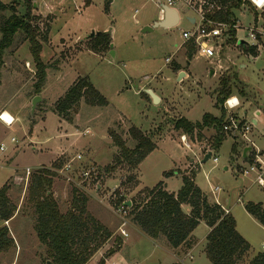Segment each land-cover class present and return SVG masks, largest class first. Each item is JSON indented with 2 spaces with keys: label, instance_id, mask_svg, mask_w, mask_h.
Returning <instances> with one entry per match:
<instances>
[{
  "label": "rangeland",
  "instance_id": "374dc122",
  "mask_svg": "<svg viewBox=\"0 0 264 264\" xmlns=\"http://www.w3.org/2000/svg\"><path fill=\"white\" fill-rule=\"evenodd\" d=\"M3 1L13 4L14 11L22 17L27 12L34 16L33 24L38 27V38L44 46L41 58L48 68L46 82L38 94L42 98L32 112V100L37 95V66L30 41L26 33L19 30L13 44L3 55L0 76V114L8 110L15 116L10 125L0 118V146L4 144V149L0 148V183L7 180L5 183L11 186L9 195L17 204V211L10 220L0 219V227L7 225L16 242L15 247L0 256V264H46L53 260L47 246L38 237L36 209L29 195L32 175L43 167H50L55 173L51 191L62 212L78 210L77 206L82 205L81 198L86 197L87 211L107 219L105 221L111 225L112 235L86 264H103V260L106 264L108 258L118 251L119 254L107 264L172 262L171 253L167 251L172 252L168 239L163 235L156 242L147 236L139 239L129 213L126 214L129 221L127 231L134 233L124 244L127 236L120 232L118 208L121 203L117 201L123 197L127 200L138 197L146 187H153L162 181L164 175L175 174L170 189L178 191L183 183L179 168L193 171L197 185L206 194L210 193L211 186L221 187L219 199L232 207L238 220V230L252 248L262 250L264 224L251 215L245 205L252 200L264 201V189L239 171V166L246 161L242 156L246 142L226 131L220 149H216L215 126L196 129L192 134L175 127L177 119L182 116L195 122L202 120L206 112L221 114L220 107L216 105V90L222 78L230 80L233 89L230 96H239L242 103V106L230 111L224 102L225 121L229 115L242 121L252 120L253 112L249 118L244 114L247 101H251V110L261 106L260 101L264 100V45H260V54L256 58L249 55L245 48L258 45L259 39L264 37L258 33L259 39L253 40L249 34V27L254 25L255 20L252 11L257 8L250 0L234 11L239 20L236 28L239 42L243 43L229 40L231 36L228 33L224 36L228 42L217 39L218 54L211 58L200 55L197 49L189 58L190 41L184 38L183 30L195 28V25L182 9L181 23L169 28L159 26L144 31L145 26L135 24L134 19L127 23L128 27L126 23L122 24V37L117 35V41L111 42L113 49L119 52L116 57L106 48L102 51L105 56L90 50L93 41L89 35L93 28L98 34L110 24L108 9H105L108 4L103 0H95L94 5L86 10L81 4L85 0ZM177 1L187 7L185 0ZM49 9H54L55 20L53 14H46ZM136 9L139 10V19L157 17L153 0H135L130 5L131 13ZM12 12L11 8L0 12V24ZM113 25L102 32H109ZM127 31L132 36L126 37ZM78 35L80 38L76 41ZM179 46H183L180 52ZM167 57H170L169 61ZM176 64L179 66L175 67ZM79 77H88L106 97L108 105H91L82 100L71 110L72 120L69 121L59 115L55 106ZM157 82L163 85V89L157 86ZM148 83L160 89L163 101L154 103L148 93V96L142 93L144 88L149 87ZM133 125L153 133L154 138L159 140L158 146L144 159L139 171L138 167L133 168L128 163L109 169L119 153L111 131H116L132 146L134 141L129 130ZM233 147L238 156L234 162L231 161ZM208 149H214L219 162L216 164L210 158L196 167ZM79 153L83 154L80 159L77 158ZM194 158V163H191ZM67 164L70 167L65 168ZM91 165L96 170L86 178L83 170ZM167 172L171 174L167 175ZM130 177L134 178L131 180ZM139 180H142L144 188H140ZM208 228L201 223L195 232L199 244L194 254L200 259L204 258L201 250L207 244ZM118 237L122 239L121 245L117 244ZM181 249L176 250L180 255L186 250ZM207 257L204 258L207 263L200 260V264H213ZM185 262L196 264L190 258H186Z\"/></svg>",
  "mask_w": 264,
  "mask_h": 264
},
{
  "label": "trees",
  "instance_id": "16d2710c",
  "mask_svg": "<svg viewBox=\"0 0 264 264\" xmlns=\"http://www.w3.org/2000/svg\"><path fill=\"white\" fill-rule=\"evenodd\" d=\"M219 7L208 13L213 20L228 23L230 40L236 39L237 17L235 10L247 0H213ZM11 8L13 12L0 24L2 38L0 40V76L1 66L4 62L3 55L10 47L15 34L22 30L30 41L31 53L37 66L36 93L42 91L47 79L48 65L41 58L42 42L38 38V27L33 24L34 16L29 12L25 17L16 13L13 4H6L0 0V12ZM264 15V13H263ZM39 26V25H38ZM93 42L90 49L95 52H102L105 48H111L110 32L99 31L90 38ZM247 52L256 55L257 46L251 45L245 48ZM196 46L190 40L188 50L189 58L192 57ZM175 67H178L176 64ZM233 89L228 78H222L220 86L216 90V105L220 107L221 114L214 115L206 112L202 120L191 121L185 116L177 119L175 127L182 129L185 133L192 134L196 129L215 126L217 134L214 140V147L220 149L225 136L224 124L226 119L225 100L232 94ZM146 96V92H142ZM82 100L91 105H108L106 97L93 85L88 77H79L57 101L55 110L63 118L71 121V110ZM129 133L134 141L129 146L125 139L112 130L111 134L114 144L118 146L119 153L115 156L114 163L109 169L116 168L119 164L128 163L131 167L137 168L145 157L155 149L156 142L151 134L141 130L137 126H131ZM233 152L235 147L232 148ZM54 172L50 167H43L32 175L29 184V195L36 209V230L40 241L48 248L53 257L51 263L46 264H86L98 248L112 235V231L101 223L86 208V197L81 198L80 206L74 210L69 209L62 212L58 201L54 197L51 186ZM167 172V175H170ZM195 173L183 174V185L178 192H170L164 182L160 181L153 187H146L141 194L131 199L130 217L132 222L138 226L146 235L151 238L165 236L174 248L180 246L191 247V234L198 224L203 220L211 230L207 235L206 252L213 264H241L248 251L251 249L249 241L237 229V221L232 213L226 212L217 201H210L207 195L196 184ZM131 180L134 177H130ZM129 178V179H130ZM10 184L5 183L0 188V219L10 220L17 211V204L9 195ZM125 197L119 198V203L125 202ZM191 206L190 213H187L183 205ZM249 213L264 224V208L261 203L248 202L245 205ZM117 244H122L121 237H118ZM16 242L7 225L0 227V256L15 247ZM110 252H113L111 250ZM105 263L104 260L102 261ZM252 264H264V250L256 253ZM174 264V263H173Z\"/></svg>",
  "mask_w": 264,
  "mask_h": 264
},
{
  "label": "crops",
  "instance_id": "0c3cea01",
  "mask_svg": "<svg viewBox=\"0 0 264 264\" xmlns=\"http://www.w3.org/2000/svg\"><path fill=\"white\" fill-rule=\"evenodd\" d=\"M105 3H107L108 5H106L107 7L105 8V9H108V15L110 16V24H108V25H106V27H104L103 28V30H106V29H108L109 28V25H112L113 23H114V25H113V27L112 28H110V33H111V31H112V33H111V40L112 41H117V35H121V37H122V35H123V32H122V29L121 28H123L124 26L122 25V24H124V23H126V26H127V23L128 22H132V19H134V21H135V24H138V23H140V25L141 26H147V25H152L156 20H158V19H160L163 15H164V12H163V5L164 4H168V1L169 0H153V1H155V9H154V11H155V13H157V17H153V19L152 18H149L148 16L147 17H144V18H141V19H139L138 18V13H139V10L138 9H136L133 13H131V10H130V5L135 1V0H103ZM83 3H81V4H84V10H86V9H90L93 5H94V3H95V0H85V1H82ZM186 4V3H185ZM169 5V4H168ZM187 6V5H186ZM82 7V6H81ZM172 7H174V8H176L177 10H178V13H179V21H178V23L176 24V25H179L180 23H181V19H182V16H181V9L182 10H184L185 11V14H186V17H187V19L191 22V23H193L195 26H196V24H197V22H198V19H197V14H196V12L194 11V10H192L191 8H188V7H185V5H183V4H181V2H179V1H176L173 5H172ZM45 11V10H44ZM54 11V9L52 10V9H49L48 10V12L46 13V14H49V13H51V14H53V20H55L56 19V14L53 12ZM189 11H193L195 14L193 15V14H191ZM131 13V14H130ZM252 13L254 14V18H255V20H254V25L255 26H257L260 30H261V32H260V34L261 35H263V37H264V15L262 14V13H258V8H256L255 10H253L252 11ZM54 22V21H53ZM238 22H239V20L237 19V27H238ZM119 24H120V26H119ZM253 25V26H254ZM128 27V26H127ZM236 27V28H237ZM251 27V26H250ZM249 27V28H250ZM193 29V28H192ZM103 30H99V31H103ZM125 30H126V27H125ZM186 30V29H185ZM185 30H183V31H185ZM188 30H190V29H188ZM93 31H96L95 30V28H93ZM228 34V33H227ZM126 37L129 35V36H132L130 33L128 34V31L126 32ZM228 36V35H227ZM226 37V36H225ZM225 37L223 38V39H225ZM229 37V36H228ZM80 37H79V35L76 37V41L79 39ZM236 38H237V41H238V43H243V42H239V36H238V30L236 29ZM229 40H230V37L228 38ZM258 39H259V36H258ZM227 40V38L225 39V41ZM227 42H228V40H227ZM260 45L262 46V45H264V38L263 39H259V44L258 45H256L257 46V54L256 55H253L252 54V56H253V58H256V57H258L259 56V54H260V51H259V49H260ZM248 47V46H247ZM112 48H114V44H113V47ZM112 48H110L109 50H108V52H110V50L112 49ZM183 48V46H179L178 47V52H180V50ZM43 50H44V46H42V50H41V57H42V55H43ZM90 50H92V49H90ZM93 51V50H92ZM115 51V55H116V57L118 56V54H119V52H118V50H114ZM93 52H95V51H93ZM95 53H98V52H95ZM103 54L104 56L106 55V54H104L103 52H100V54ZM249 53V52H248ZM108 54V53H107ZM251 53H249V55H250ZM43 58V57H42ZM44 61V60H43ZM45 62V61H44ZM46 63V62H45ZM47 64V63H46ZM244 66H247V64H243ZM179 66V65H178ZM262 73L264 74V69H263V71H262ZM157 84H159V85H157L158 87H161V89H163V85H161V83L160 82H157ZM148 85H149V87L150 88H152V89H154V91H156L158 94H159V96L161 97V101H163V96L160 94V92H159V90L157 89V88H155V86H153L151 83H148ZM242 94V93H241ZM239 97V96H238ZM240 98V97H239ZM248 102V104L246 103V110H245V112H244V114H245V116L247 117V118H249V116L251 117V113H252V105H251V101H247ZM260 108H262V112H261V114L259 115V118L256 120V125L257 124H261L260 126L258 125V127H255V129H254V131H253V139L256 141V144L259 146V147H264V142L262 141V140H264V139H262V133H263V131H264V100H261L260 101ZM251 107V108H250ZM255 107V106H254ZM8 111V110H7ZM13 118H14V121H15V116L13 115ZM253 118V117H252ZM144 132H146V131H144ZM147 133V132H146ZM148 134H151L152 136H153V139H154V141L156 142V147L158 146V142H159V140H157L156 138H154V134L153 133H148ZM161 140V139H160ZM156 147H155V149H156ZM154 149V150H155ZM154 150H152L146 157H145V159L146 158H148L153 152H154ZM244 150V149H243ZM233 154H231V161L232 162H234L235 160H236V158L238 157V156H236L237 155V153L235 152H232ZM242 156H243V151H242ZM243 157H245V156H243ZM144 161V160H143ZM142 161V162H143ZM192 162L191 163H194V161H195V158L194 159H192L191 160ZM201 161H202V159H201ZM201 161H198V164L196 163V167L197 166H199L202 162ZM141 162V163H142ZM201 162V163H200ZM141 163L139 164V166H138V171H139V167H140V165H141ZM225 168L226 169H228L229 168V166L228 165H226L225 166ZM179 171L182 173V174H184V173H191L190 171H188L187 170V168H185V169H183V168H179ZM178 173V172H177ZM176 173V174H177ZM178 175V174H177ZM175 176V174L174 175H170V176H165L164 175V178L162 179V181L164 182V186H165V188L168 190V191H170V192H178V191H174V190H172V189H170V183H171V180L173 179V177ZM249 179V178H248ZM194 180H195V176H194ZM7 181V180H6ZM5 181V182H6ZM5 182H1L0 183V188L5 184ZM196 182V181H195ZM197 184V183H196ZM182 185H183V183H182ZM139 186H140V188H144L145 186H143V183H142V180L140 181L139 180ZM216 187H218L217 189H216ZM211 188V190H210V193L209 194H206L204 191V193L207 195V197H208V199L210 200V201H217L218 203H220L221 205H222V207L223 208H225V209H227L230 213H232L233 214V209H232V207H230V206H227L224 202H222L220 199H219V191L221 190V187H219V186H214V187H210ZM213 196V197H212ZM214 198V199H213ZM239 201H241V198H239ZM253 202L255 201V200H252ZM256 203H261L262 204V206H263V208H264V201L263 200H259V199H257L256 201H255ZM183 208H184V210L187 212V213H190V211H191V206L189 205V204H184L183 205ZM94 215V214H93ZM252 215V214H251ZM101 223H103L105 226H107L108 228H110V230L112 229L111 228V225L107 222V221H105V220H107V219H105L104 220V218H101L99 215H94ZM233 216L235 217V215L233 214ZM102 221H101V220ZM235 219H236V217H235ZM257 219V218H256ZM236 221H237V229H238V220L236 219ZM201 223H205L209 228H208V232H207V234H206V238H207V235H208V233L210 232V230H211V227L205 222V221H201L199 224H198V226L201 224ZM197 226V227H198ZM197 227L193 230V232H192V234H191V238H192V246L191 247H186V246H180L179 248H174L171 244H170V248H172V252L171 251H169V249H167V247L165 248V249H167V251L168 252H170L171 253V255L169 256L171 259H173L172 260V262H169V263H167V264H180L179 262H181L182 264H187L186 262H185V259L186 258H190L191 259V262L193 263V262H195L196 264H200V260H201V263H204V262H206L207 263V261H206V259H204L205 258V256L207 255V252H206V245H205V248L204 249H202L201 251H203V256H204V258L203 257H201V259H200V257L197 255H195L194 254V252H195V250H196V248H197V246H198V244H199V241H198V239L196 238V236H195V232H196V229H197ZM135 232H136V234H138V238L140 239L142 236H147L148 237V239L149 240H151V241H155L156 242V240H158L159 238H160V236L158 237V238H151V237H149L148 235H146L138 226H136L135 227ZM240 232V231H239ZM113 233V232H112ZM132 233H134L133 231H132ZM132 233H129V235L126 237V239H125V241H124V244L127 242V239L129 240V238L131 237V235H132ZM242 234V233H241ZM262 241H264V239L262 240ZM168 243H169V241H168ZM165 247V246H164ZM181 248H185L186 250L185 251H183V254L182 255H180V253L178 252V251H181L182 249ZM176 250H178L177 252H176ZM260 251V248H252L251 247V249L248 251V253L246 254V256H245V260L241 263V264H252L251 263V259H252V257L256 254V253H258ZM119 252L120 251H118L117 253H115V254H113L112 256H110L109 258H108V260H107V262H106V264L108 263V261L111 259V258H113L115 255H117V254H119ZM199 259V260H198ZM207 259H208V257H207Z\"/></svg>",
  "mask_w": 264,
  "mask_h": 264
},
{
  "label": "built area",
  "instance_id": "2783aa9c",
  "mask_svg": "<svg viewBox=\"0 0 264 264\" xmlns=\"http://www.w3.org/2000/svg\"><path fill=\"white\" fill-rule=\"evenodd\" d=\"M176 1L177 0H169L168 4L172 6ZM250 1L252 2V0ZM185 3L188 8H191L196 12L199 19L195 28L183 31L184 38L186 39V41H194L197 53H199L200 55H204L210 58L217 56V39H223L224 36H226V34L228 33V29L230 26L226 22H219L213 20L208 16V13H211L215 8L219 7L217 5V2L213 0H185ZM255 6L257 7V5ZM257 8L261 10L262 14L264 13V5H261ZM235 27H237V24L235 25ZM249 30L251 38L253 40H257L258 33H260L261 30L255 25L250 27ZM166 60L169 61L170 57H167ZM232 99H234L236 102L233 104H229V101ZM225 105L231 111L232 109L234 110L242 106V103L238 96L233 95L229 96L225 100ZM252 112L253 119H249L246 121H242L236 116L229 115L230 117H228V120L225 121L224 130L225 132L230 131L234 133L235 136L242 138L246 142V146H251V148L247 151V155L245 156V163L239 166V171L244 177L249 178L252 183H257L264 189V147H259L256 144V141L253 139V131L256 125V120L259 118L262 109L260 107H255ZM13 121L14 118L10 123L8 121L5 122L10 125L11 123H13ZM262 136L264 137V131L262 133ZM182 137L183 139H185V136ZM0 148L3 150L4 144H2ZM209 151H211L212 153L211 159L217 164L219 162V156L214 152V149H208L207 152ZM82 157V153L77 154L78 159ZM68 167H70V164H67L65 168ZM95 170L96 167L94 165H91L87 169L83 170V176L89 178L91 177L92 173L95 172ZM217 188L218 187H216V189ZM127 201L122 202L120 204V207L118 208V212L120 213V232L124 236L129 235V232L127 231V225L129 224V221L126 217V214L130 213V211H128L129 204H127ZM226 212L229 211L226 209ZM261 249L264 250V241L261 244Z\"/></svg>",
  "mask_w": 264,
  "mask_h": 264
},
{
  "label": "water",
  "instance_id": "95a60500",
  "mask_svg": "<svg viewBox=\"0 0 264 264\" xmlns=\"http://www.w3.org/2000/svg\"><path fill=\"white\" fill-rule=\"evenodd\" d=\"M163 9H164V15L156 20L152 25H147L144 27V31L146 30H152L153 28L155 27H164V28H169L171 26H175L178 21H179V13H178V10L168 4H164L163 6ZM97 34L96 31H92L91 34L89 35L90 38L94 37L95 35ZM113 47V44L111 43V48ZM110 54L112 56H115V51L114 49L112 48L110 50ZM214 71L212 70V73ZM145 92L148 93L154 103H157L161 100V97L159 96V94H157L154 89L150 88V87H146L144 88ZM41 96L40 95H36L33 100H32V112H34L35 110V107H36V104L37 102H39L41 100ZM251 148V146H246L243 150V156H246L247 155V151ZM211 151L207 152L206 155L203 157L202 161L201 162H205L207 161L208 159L211 158ZM200 162V163H201ZM127 204H131V201H127Z\"/></svg>",
  "mask_w": 264,
  "mask_h": 264
},
{
  "label": "clouds",
  "instance_id": "9594fccd",
  "mask_svg": "<svg viewBox=\"0 0 264 264\" xmlns=\"http://www.w3.org/2000/svg\"><path fill=\"white\" fill-rule=\"evenodd\" d=\"M252 2H253V4H255V5H257V7H260L261 5H264V0H252ZM233 101H235L234 99H232V100H230L229 101V104H233ZM236 102V101H235ZM234 102V103H235ZM5 115H7L8 116V114L7 113H5L4 114V116ZM9 117V119H7L6 121H8L9 123L11 122V117L10 116H8Z\"/></svg>",
  "mask_w": 264,
  "mask_h": 264
},
{
  "label": "bare ground",
  "instance_id": "6f19581e",
  "mask_svg": "<svg viewBox=\"0 0 264 264\" xmlns=\"http://www.w3.org/2000/svg\"><path fill=\"white\" fill-rule=\"evenodd\" d=\"M1 113H2V114H0V117H3L4 114L7 113L8 116L11 117V121L13 120V115H12L9 111L5 110V111H2ZM1 119H2V120H5V119H3V118H1ZM5 121H6V120H5Z\"/></svg>",
  "mask_w": 264,
  "mask_h": 264
},
{
  "label": "snow or ice",
  "instance_id": "6c2138e0",
  "mask_svg": "<svg viewBox=\"0 0 264 264\" xmlns=\"http://www.w3.org/2000/svg\"><path fill=\"white\" fill-rule=\"evenodd\" d=\"M235 101H233V103H234ZM0 118H3V119H5V120H7V119H9V117L7 116V115H5V116H3V117H0Z\"/></svg>",
  "mask_w": 264,
  "mask_h": 264
}]
</instances>
